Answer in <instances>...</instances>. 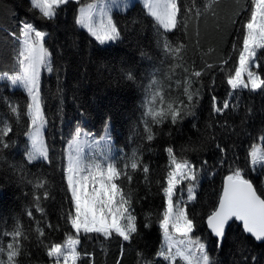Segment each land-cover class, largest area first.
<instances>
[{
    "label": "trees",
    "instance_id": "16d2710c",
    "mask_svg": "<svg viewBox=\"0 0 264 264\" xmlns=\"http://www.w3.org/2000/svg\"><path fill=\"white\" fill-rule=\"evenodd\" d=\"M206 2L197 0L201 6ZM247 6V0H241L240 7ZM237 10L238 6L233 0H220L219 4L214 5L215 16L209 13L201 18L199 37L192 23L186 36L180 32L169 34L173 42L179 39L186 44L183 61H178L165 58L157 47L151 18L144 15L139 3L126 13L113 14L122 30L128 26V31L122 32L125 38L108 46H100L75 23L78 12L76 3L62 6L57 18L47 21L39 17L37 10L31 9L30 0H0V73L11 74L16 70L14 57L18 43L10 34L15 32L19 35L23 21L32 22L38 29L50 33L46 37V47L52 52L56 69L53 73L44 71L41 80V95L49 120L44 138L52 163H26L24 151L28 137L25 131L29 121L23 115L18 123H13V132L9 134L15 146L0 152V230H11L19 221L29 235V240L24 242L27 254L22 252L18 258L19 264H51L44 246L37 241V221L44 229L42 239L45 244L63 243L67 234H74V229L65 218L72 208L66 186L65 145L78 127L101 135L108 118L112 126L111 140L118 148L117 158L126 160L136 151L149 167L148 181H145V174L138 171L133 173L130 187L134 191L133 206L138 226L142 225L144 215L149 212L154 214L153 225L151 229L141 228L140 238H134L131 243L120 238L104 240L96 234L81 235L78 250L90 255L83 256L78 264H143V258L138 253H143L149 260L153 259L162 240L155 215L163 210L165 203L157 181L164 182L168 164L165 148L170 145L177 152L182 147L196 148L195 151H186L184 155L198 166L208 161L196 189L197 199L188 204V210L190 215L197 217V233L207 240L209 251L218 264H243L238 251L242 241L254 249L258 258L264 254V245L252 242V238L244 234L236 222L229 230L224 246L215 251V237L204 222L218 202L224 177L230 174L228 165L235 158V166L246 168L245 157L251 146L260 141L259 136L264 134V89L255 92L245 89L228 96L230 86L226 83V71L235 67L237 59L232 53V44L236 42L240 46L237 40V35L243 31L240 24L249 15L241 12L237 25L233 26L230 18ZM133 20L142 24L132 25ZM209 49L213 51L209 53ZM229 55H232V60L223 66L225 71H221V62ZM257 57L261 67L256 71L264 78V50H260ZM177 63H182L190 71L202 72L199 78L193 77V87L200 89L195 116L187 117L178 125L166 123L154 127L158 135L148 142L143 139L141 122L145 88L155 74L165 86L171 85L173 95L182 91V81L189 73L180 67L170 70V65ZM206 63L213 67H206ZM129 70L135 75V80L126 79L125 74ZM177 81H181V88H177ZM212 96L218 102L228 99L230 105L237 104L238 107L234 110L230 106L223 114H216L212 111ZM3 97L18 103L22 113L28 103L23 89H13L0 81V116L8 114ZM169 132L171 135H168ZM210 134L215 136L214 140L207 139ZM217 143L227 150L223 165L219 164L222 154L216 147ZM14 164L24 165L27 179L40 176L48 181L45 187L49 196L40 201L43 214L35 210L33 196L44 189L37 190L33 184L22 179L21 174L10 167ZM246 175L254 184L261 186L259 171ZM183 195L186 200V190ZM29 210L33 212V217L27 215ZM46 224H51L52 228ZM0 239L7 243L9 238L0 236ZM154 264L161 262L157 259Z\"/></svg>",
    "mask_w": 264,
    "mask_h": 264
},
{
    "label": "snow or ice",
    "instance_id": "6c2138e0",
    "mask_svg": "<svg viewBox=\"0 0 264 264\" xmlns=\"http://www.w3.org/2000/svg\"><path fill=\"white\" fill-rule=\"evenodd\" d=\"M219 2L220 0H207L201 6L197 0H138L144 15L151 18L157 47L165 58L178 61H183L182 53L186 44L179 39L173 42L169 39V34L180 32L186 36L189 24L192 23L195 24L196 36L199 37L201 18L209 13L215 16L214 5ZM233 2L238 6V10L230 18L233 26L237 25L241 12H247L249 15L240 24L243 30L237 35L240 46L236 42L232 44V53L237 59L235 67L226 71V83L230 86L229 97L245 89L251 92L264 89V78L256 71L261 67L257 53L264 50V0H247L248 6L243 8L240 7L241 0ZM71 3L78 5L75 23L86 30L100 46L110 45L125 38L122 32L128 31V26L123 30L118 26L113 18V10L126 12L132 7L130 0H92L88 3H82L81 0H30L31 9L37 10L39 17L47 21L55 20L62 6ZM131 24L141 25L142 22L133 20ZM10 35L18 43L14 57L17 67L11 74L0 73V81L13 88H22L27 94L28 103L22 113L18 103L7 97L2 98L10 116H0V152L15 146L9 134L13 132V123H18L23 115L29 121L25 131L28 137L24 151L26 163L51 164L49 147L44 138L49 120L41 95L42 71H56L52 52L46 47V37H49L50 33L38 29L32 22L23 21L19 27V35L15 32ZM212 51L213 49L208 50L209 53ZM230 60L232 55L222 60L221 71H225L223 66L228 65ZM177 67L189 75L184 77L182 91L176 95L170 91L171 85L165 86L155 74L145 88L141 122L143 139L148 142L155 140L158 135L154 127L166 123L178 125L187 117L195 116L200 89L193 87V77L199 78L202 72L194 69L190 71L184 68L182 63L170 65V70ZM206 67L212 68L213 65L206 63ZM125 76L130 81L136 79L131 70ZM177 88H181V81H177ZM230 106L234 110L238 107L237 104L230 105L228 99L218 102L217 98L212 96L214 113L223 114ZM109 123L110 118L105 121V137L101 140L91 138L90 134L78 127L68 142L65 172L72 208L67 211L65 218L74 229V234H67L63 243L45 244L42 239L45 235L44 229L39 226V221L36 222L35 229L37 241L44 246L51 264H78L83 256L90 255L82 254L78 250L81 235L96 234L104 240L120 238L131 243L134 238H140L141 228H152L154 214L151 212L144 215L142 225L138 226L136 209L133 206L134 191L130 187L135 172L144 173L145 181H148L149 167L136 151L126 160L113 156L111 137L108 135ZM168 135H171V132ZM207 139L214 140L215 136L210 134ZM259 140L264 143V134L259 136ZM101 141H104L105 147H101ZM216 147L222 154L219 164L223 165L226 163L224 157L227 150L219 143ZM195 150L197 149L191 146L182 147L179 152L171 145L165 148L168 164L164 182L157 181L165 203L163 210L155 215V223L160 229L162 240L152 260L144 257L143 253H138V256L143 258V264H154L157 259L161 264H177V261H180V264H218L215 256L209 251L207 240L197 233V217L190 215L188 210V204L197 199L196 189L199 187L201 175L206 171L204 166L208 164L205 160L198 166L184 155L186 151ZM245 164L246 168L235 166L234 158L233 163L228 165L230 174L224 177L218 202L206 215L204 222L215 237V251L224 246L229 230L235 222H240L242 232L250 236L252 242L264 245V147L251 146L245 157ZM10 167L37 190L44 189L42 193L33 196L35 210L43 214L44 209L40 206V201L49 196L45 187L48 181L40 176L27 179L23 164ZM258 171L262 178L261 186L254 184L246 175L248 172L255 174ZM185 190L186 200L183 195ZM27 215L33 217V212L29 210ZM46 226L52 228L51 224ZM0 236L9 238L7 243L0 239V264H19L18 258L22 252L27 254L24 242L29 240L23 225L17 221L11 230H0ZM238 251L241 253L243 264H264V254L258 258L246 241L240 243Z\"/></svg>",
    "mask_w": 264,
    "mask_h": 264
},
{
    "label": "rangeland",
    "instance_id": "374dc122",
    "mask_svg": "<svg viewBox=\"0 0 264 264\" xmlns=\"http://www.w3.org/2000/svg\"><path fill=\"white\" fill-rule=\"evenodd\" d=\"M81 2L82 3H88V2H92V0H81ZM130 2H131V4H132V6L134 5V4H136V3H138V0H130ZM140 4V3H139ZM131 8V7H130ZM129 8V9H130ZM128 9V10H129ZM127 10V11H128ZM126 11V12H127ZM115 12H120L118 9H114L113 10V14L115 13ZM126 12H123V13H126ZM111 45V44H110ZM106 46H108V45H106ZM259 52V51H258ZM258 54V53H257ZM46 71V70H45ZM43 73H44V71H42V73H41V80H42V77H43ZM13 88V87H12ZM13 89H17V88H13ZM22 89V88H21ZM82 129V128H81ZM83 131L85 132V133H88V134H90V137L91 138H94L95 140H101V138L102 137H105V129H104V131H103V133L101 134V135H96L95 133H93V132H90V131H88V130H86V129H83ZM111 134H112V126H111V122L109 123V127H108V135H110V137H111ZM74 135V134H73ZM73 135H72V137H73ZM72 137L67 141V143H66V145H65V161H66V164H67V146H68V142L72 139ZM110 145H111V150H112V154H113V156H115V157H117V153H118V148L116 147V145H115V143L111 140L110 141ZM255 145H258V146H262L263 147V143L261 142V141H259L257 144H255ZM101 147H105V143H104V141H101Z\"/></svg>",
    "mask_w": 264,
    "mask_h": 264
},
{
    "label": "water",
    "instance_id": "95a60500",
    "mask_svg": "<svg viewBox=\"0 0 264 264\" xmlns=\"http://www.w3.org/2000/svg\"><path fill=\"white\" fill-rule=\"evenodd\" d=\"M236 223H238L239 225H240V222H236ZM233 225V224H232ZM241 226V225H240Z\"/></svg>",
    "mask_w": 264,
    "mask_h": 264
}]
</instances>
